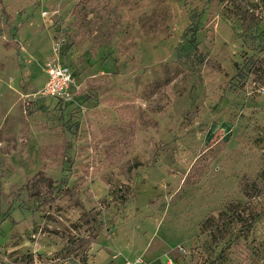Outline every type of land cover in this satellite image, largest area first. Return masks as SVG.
Returning a JSON list of instances; mask_svg holds the SVG:
<instances>
[{
    "label": "rangeland",
    "instance_id": "rangeland-1",
    "mask_svg": "<svg viewBox=\"0 0 264 264\" xmlns=\"http://www.w3.org/2000/svg\"><path fill=\"white\" fill-rule=\"evenodd\" d=\"M248 193L264 0H0V264H264Z\"/></svg>",
    "mask_w": 264,
    "mask_h": 264
},
{
    "label": "built area",
    "instance_id": "built-area-1",
    "mask_svg": "<svg viewBox=\"0 0 264 264\" xmlns=\"http://www.w3.org/2000/svg\"><path fill=\"white\" fill-rule=\"evenodd\" d=\"M48 79L41 89V95L68 100L72 97L74 75L69 66L56 60L47 64ZM122 264H148L143 260H130Z\"/></svg>",
    "mask_w": 264,
    "mask_h": 264
},
{
    "label": "trees",
    "instance_id": "trees-1",
    "mask_svg": "<svg viewBox=\"0 0 264 264\" xmlns=\"http://www.w3.org/2000/svg\"><path fill=\"white\" fill-rule=\"evenodd\" d=\"M260 193H256L255 196L253 194L248 193V230L251 229V225L259 220V218L264 214V210L256 209L257 202L255 198H258ZM255 197V198H253ZM240 216L239 213H235Z\"/></svg>",
    "mask_w": 264,
    "mask_h": 264
}]
</instances>
